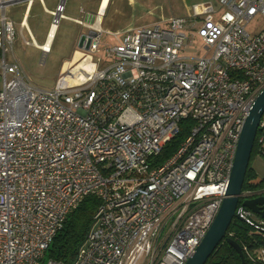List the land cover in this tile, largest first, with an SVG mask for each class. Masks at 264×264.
<instances>
[{"label": "built area", "instance_id": "2783aa9c", "mask_svg": "<svg viewBox=\"0 0 264 264\" xmlns=\"http://www.w3.org/2000/svg\"><path fill=\"white\" fill-rule=\"evenodd\" d=\"M12 1L0 0V264H64L43 253L88 194L101 204L69 264H184L221 205L264 90V29H246L264 0L194 4L103 47L100 27L87 25L77 45L92 70L76 82L70 63L51 87L34 85L15 55ZM64 4L49 11L51 26L66 18ZM185 118L177 150L151 166ZM256 138L264 154V114ZM262 195L242 190L236 212L264 234V217L242 204ZM250 257L264 262V248Z\"/></svg>", "mask_w": 264, "mask_h": 264}, {"label": "trees", "instance_id": "16d2710c", "mask_svg": "<svg viewBox=\"0 0 264 264\" xmlns=\"http://www.w3.org/2000/svg\"><path fill=\"white\" fill-rule=\"evenodd\" d=\"M189 121L185 118L180 123V131L165 144L162 151L150 159V165H160L178 148L180 142L188 133ZM260 153L257 138L254 141L251 157ZM264 188V176L258 177L250 165L247 167L242 190ZM101 204L100 199L94 194L85 196L78 206L72 209L66 216L63 225L56 232L47 249L43 253L42 260L54 259L64 264H69L76 255L78 247L83 242L93 222V215ZM226 236L235 240L242 248L245 264H264L254 261L250 255L256 256L261 248H264V235L256 231L250 224L239 218H233L228 226ZM245 248L248 250L245 251ZM250 253V255L248 254ZM238 252L223 239L209 256L205 264H240Z\"/></svg>", "mask_w": 264, "mask_h": 264}, {"label": "rangeland", "instance_id": "374dc122", "mask_svg": "<svg viewBox=\"0 0 264 264\" xmlns=\"http://www.w3.org/2000/svg\"><path fill=\"white\" fill-rule=\"evenodd\" d=\"M217 1L218 0H156L154 3V5L156 4L154 14L160 15V13L164 12L167 14L170 12L172 13L171 9L175 10L174 6L171 8L172 4H179L180 8H183V5H188L191 8L194 4L207 2H213L216 4ZM22 10L23 6L21 3H14V1L8 5L6 10V14L16 22L15 28L18 32V39L14 44L15 55L18 57L23 72L34 85L39 87H51L57 78L59 68L64 65L65 60L71 54L74 39L79 27L71 19H62L58 25L55 37L53 38L51 51L47 55H42L41 50L37 49L32 44L27 45L25 43V40L29 41V38L31 37L28 28H22L20 22L18 23L22 16ZM64 13L69 17L75 16V14ZM177 13L176 10L174 14ZM94 16L95 15H93V19ZM51 19L52 17L49 15H44L42 19L38 18L33 13L30 14L28 18L29 27L32 34L35 35L37 42H42L43 38L45 39L47 37L49 27L51 26ZM246 29L250 34L258 33L260 30L264 29V16H254L248 23ZM38 31L39 35H43L42 38L35 34ZM103 39L110 40L111 38L104 34ZM198 48L199 44L195 43L193 47L186 50V53H196V49ZM8 55L9 59H11V54ZM250 165L258 177L264 176V154H254L250 160Z\"/></svg>", "mask_w": 264, "mask_h": 264}, {"label": "crops", "instance_id": "0c3cea01", "mask_svg": "<svg viewBox=\"0 0 264 264\" xmlns=\"http://www.w3.org/2000/svg\"><path fill=\"white\" fill-rule=\"evenodd\" d=\"M59 1L60 0H22L14 2L21 3V5L23 6L22 16L18 23L22 21L23 25L28 28L30 35H32V37L35 39V35L32 34L29 27L28 18L30 14L33 13L38 18L42 19L44 15L51 16L49 11L55 9ZM155 1L156 0H65L64 12H66L67 14H75V16H66V18L63 19H71L75 24L78 25L79 28L74 39L71 54L65 60L64 65L69 61L75 64V62L82 58V51L77 45V39L80 33L90 32V28L87 25L97 24V26L100 27L101 47H103L105 44L114 43L117 37H121L125 32H128L136 27L151 25L158 21L165 20L172 15L186 16L191 12V8L188 5H183V8H180L179 4H172L171 8H173V6L175 8V10L171 9L172 13L170 12L167 14L166 12H164L160 13V15H156L154 14V9L156 7V4L154 5ZM7 7L8 5L5 6V13ZM100 7L105 8V10L101 14L100 22H96V15L99 14ZM176 10L178 13L174 14ZM1 13L2 10H0V14ZM93 15H95L94 19ZM76 20H83L84 25L81 26ZM57 28L56 26H50L47 37L45 39L43 38L42 42H37L35 39V43L37 46H40L42 44H45L46 47L49 46V51L47 53L44 54L41 51L42 55H47L51 51L53 38L55 37ZM35 34L38 36L39 31ZM104 34L108 35L111 39H103ZM39 36L40 38L43 37V35ZM36 48L39 49L38 47ZM76 52H79L81 56L77 60L73 61ZM64 65L60 67L58 71H60L61 68H64Z\"/></svg>", "mask_w": 264, "mask_h": 264}, {"label": "water", "instance_id": "95a60500", "mask_svg": "<svg viewBox=\"0 0 264 264\" xmlns=\"http://www.w3.org/2000/svg\"><path fill=\"white\" fill-rule=\"evenodd\" d=\"M85 49H88V44L85 46ZM262 114H264V90L258 94L244 120L235 151L228 186L221 205L200 243L186 259L184 264H205L209 256L223 239L238 252L241 259L240 264H245L241 246L235 240L226 236V232L233 218H239L245 221L238 215L236 208ZM242 204L253 213L264 217V195L246 199Z\"/></svg>", "mask_w": 264, "mask_h": 264}, {"label": "bare ground", "instance_id": "6f19581e", "mask_svg": "<svg viewBox=\"0 0 264 264\" xmlns=\"http://www.w3.org/2000/svg\"><path fill=\"white\" fill-rule=\"evenodd\" d=\"M30 1V0H28ZM105 8H102L100 7L99 8V14H100V18H99V22L101 20V14L104 12ZM40 46H44L45 49H47L48 47H46L45 44H42ZM81 56V54L79 52H76L75 55H74V59L73 61L77 60L79 57ZM71 62H66L64 67H67ZM76 66H75V70H79L78 73H76V77L77 78H73V81H78L79 79H84L86 77V74H85V71H91L92 68H93V65L92 63L88 60V59H85V60H82V59H79L77 62H75ZM70 78V77H69Z\"/></svg>", "mask_w": 264, "mask_h": 264}]
</instances>
